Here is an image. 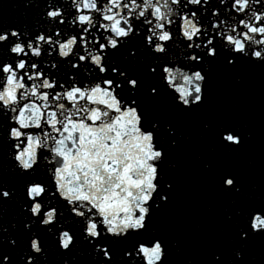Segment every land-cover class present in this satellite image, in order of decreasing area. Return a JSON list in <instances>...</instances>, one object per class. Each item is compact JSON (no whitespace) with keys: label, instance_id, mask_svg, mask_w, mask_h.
I'll use <instances>...</instances> for the list:
<instances>
[{"label":"snow or ice","instance_id":"1","mask_svg":"<svg viewBox=\"0 0 264 264\" xmlns=\"http://www.w3.org/2000/svg\"><path fill=\"white\" fill-rule=\"evenodd\" d=\"M23 7L19 20L0 16V264H174L180 241L158 221L180 192L185 125L219 73L264 70V0ZM200 135L223 157L252 140L228 120H200ZM195 161L235 205L227 243L201 264H264L252 257L264 190L215 157Z\"/></svg>","mask_w":264,"mask_h":264},{"label":"water","instance_id":"2","mask_svg":"<svg viewBox=\"0 0 264 264\" xmlns=\"http://www.w3.org/2000/svg\"><path fill=\"white\" fill-rule=\"evenodd\" d=\"M24 0H0V16L11 21L22 18ZM19 4L16 8L13 5ZM5 5L8 7L5 8ZM239 80V83H237ZM228 120L252 134L247 148L235 156H216L211 140L200 135V120ZM193 137L188 150L178 155L180 192L175 208L160 217L159 227L180 241L174 249V264H201L209 248L227 243L225 212L235 207L228 198L214 191L208 176L199 171L196 154L212 156L236 167L246 183L255 187V195L264 190V70L242 69L235 74L217 75L213 99L199 117L186 123ZM255 260L264 258V247L252 252Z\"/></svg>","mask_w":264,"mask_h":264}]
</instances>
